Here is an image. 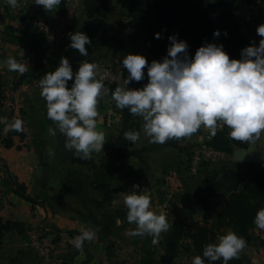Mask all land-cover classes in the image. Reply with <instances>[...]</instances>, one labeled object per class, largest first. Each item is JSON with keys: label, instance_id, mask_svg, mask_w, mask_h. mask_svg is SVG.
<instances>
[{"label": "crops", "instance_id": "crops-1", "mask_svg": "<svg viewBox=\"0 0 264 264\" xmlns=\"http://www.w3.org/2000/svg\"><path fill=\"white\" fill-rule=\"evenodd\" d=\"M72 1L77 15L64 42L46 63L39 53L37 66L36 54L27 44L38 42L41 36L27 20L54 19L67 3L62 0L56 9L46 13L43 6L29 0L22 16L14 19L0 0V61L8 56L21 61L27 58V73L36 69L14 93L17 80L27 73L0 67V264H44L33 245L40 238H58L53 244L55 250L62 257L70 256L74 247L69 241L82 227L95 229L97 235L85 242L82 252L75 250L70 264H166L169 258L183 253L178 240L184 224L199 223L216 210L219 212L225 199L248 182L255 165L237 162L232 155L220 152L201 164L197 175L190 174L189 159L199 144L213 136L211 130L202 126L191 138L164 144L150 143L142 134L132 144L123 139V132L139 129L142 120L126 109H117L110 94H105L98 105L97 127L106 134L104 151L94 152L90 159H80L64 148L62 135L57 132L55 137L50 136L48 127L54 125L47 118L38 81L59 65L62 56L69 58L74 69L84 59L97 61L101 67L118 65L128 53L143 54L149 62L154 59L149 43L129 24L126 0ZM74 31H84L92 39L88 57L66 47L70 43L68 33ZM143 82L147 83V79ZM21 111L25 112L26 137L16 138L15 146L7 149L3 140L11 130L8 124ZM242 143L259 145V141ZM10 175L25 185L32 198L46 196L51 207L23 198ZM134 183L146 187L154 211L165 212L172 224L155 244L151 236L125 234L136 225L127 221L120 194L129 191Z\"/></svg>", "mask_w": 264, "mask_h": 264}, {"label": "clouds", "instance_id": "clouds-1", "mask_svg": "<svg viewBox=\"0 0 264 264\" xmlns=\"http://www.w3.org/2000/svg\"><path fill=\"white\" fill-rule=\"evenodd\" d=\"M16 8L19 0H7ZM43 6L46 13L52 12L62 0H34ZM228 35L227 30L223 33ZM255 39L240 50L239 58L231 57L222 42L205 40L194 55L189 43L179 34L168 36L166 54L161 59H152L143 54L128 53L121 58L127 75L115 88H109L101 74L97 61L84 59L73 68L69 58L62 56L59 65L39 78L40 96L46 102L47 118L53 122L48 134L57 132L64 137V148L80 159H90L94 152L104 151L106 134L99 130L98 105L105 94H110L115 107L127 110L134 118L139 117V129L123 132V139L135 144L141 135L150 143L164 144L169 140L191 138L201 127L216 135L218 128L230 129L228 135L234 140L255 144L264 133V23L257 25ZM221 35L219 29L213 37ZM67 48L78 50L88 57L92 39L84 31L69 32ZM155 38H162L160 32ZM21 74L29 71L30 65L14 56L0 61V67ZM147 79L142 87H130L133 81ZM22 121L14 119L8 127L22 131ZM127 209V221L135 228L127 229L126 235L151 236L158 242L162 233L172 224L165 212L157 213L152 207V198L146 187L134 183L129 191L121 194ZM253 224L264 230V207L257 210ZM97 231L81 228L69 243L83 251L86 241L96 238ZM247 240L229 229L217 236L215 242L203 246L202 255L191 257V264H229L246 248Z\"/></svg>", "mask_w": 264, "mask_h": 264}, {"label": "trees", "instance_id": "trees-1", "mask_svg": "<svg viewBox=\"0 0 264 264\" xmlns=\"http://www.w3.org/2000/svg\"><path fill=\"white\" fill-rule=\"evenodd\" d=\"M127 17L129 24L144 37L149 43V51L154 59H161L166 54L169 44L168 36L178 33L179 38L186 40L190 45V51L194 55L196 49L207 41L222 42L225 50L231 57L239 58L240 50L250 43V38L241 30L237 16L231 11L218 13L216 6L210 0H126ZM219 29L221 35L213 37V32ZM228 35L225 36L224 30ZM160 32L162 38H155V33ZM27 46L38 55L41 49V39L38 42L30 41ZM39 62H40V57ZM21 120L22 131L11 128L7 137L3 140L5 148L15 146V139L23 140L26 137L24 119L25 112L21 111L16 118ZM229 129L217 131L216 135L207 142L208 146L220 152L232 155L236 148H242V141L234 140L229 135ZM10 184V180L7 179ZM16 191L33 204H42L51 207L48 198H32L24 184L16 181ZM264 207V165H255L251 171L250 179L240 191L230 194L224 201L218 221L228 220L227 225L240 234L248 233L251 229H257L253 224L254 217L259 208ZM194 224L195 231L191 234L192 245L197 255H202L203 246L209 242H215L212 229ZM259 230V229H258ZM264 233V230H260ZM70 235L76 232L68 231ZM58 240L55 239L54 242ZM72 255L67 264H70ZM221 264V261L215 262ZM229 264H241L239 260H230Z\"/></svg>", "mask_w": 264, "mask_h": 264}, {"label": "rangeland", "instance_id": "rangeland-1", "mask_svg": "<svg viewBox=\"0 0 264 264\" xmlns=\"http://www.w3.org/2000/svg\"><path fill=\"white\" fill-rule=\"evenodd\" d=\"M210 2L216 6L218 13H222L227 10L233 12L239 20L242 32L247 35L250 40L255 39L258 43L260 37L256 34V27L257 25L264 23V0H210ZM8 100L10 101V96L8 97ZM258 146L255 148L261 152L264 157V133H261ZM260 165H264V158ZM189 173L192 174L190 171ZM12 182L15 187H18L16 186V180H14L13 177ZM220 209L222 210V208ZM221 210L219 212L216 210L215 213L209 214L208 217H205L203 221L201 220L198 223L201 227L212 229L215 241L217 236L226 233L229 229L233 230L231 226L227 225V219L223 222L218 221V216ZM190 223L191 222H187L184 224L181 229L182 236L180 237V240H178V248L182 249V255L173 259L169 258L166 264H191V257L197 255L190 238L191 234L195 231V225H190ZM194 223L196 224L197 222ZM240 235L246 238L247 246L239 253L238 257L233 259L239 260L241 264H264V233L258 229H251L248 233ZM40 240L52 246L51 249L54 254H58L53 245L55 243L54 241H47L43 238H40ZM75 250V248L71 250L70 256H74L73 253ZM59 257L61 260L60 264H67L69 255L67 257L59 255Z\"/></svg>", "mask_w": 264, "mask_h": 264}, {"label": "built area", "instance_id": "built-area-1", "mask_svg": "<svg viewBox=\"0 0 264 264\" xmlns=\"http://www.w3.org/2000/svg\"><path fill=\"white\" fill-rule=\"evenodd\" d=\"M67 3V6L58 14L54 19H33L27 20L41 36V49L40 57L42 62H48L58 51L59 46L64 42L67 32L73 24V20L77 15L76 6L72 0H63ZM5 9L14 19H19L22 16L23 8L29 3V0H19V5L16 8H12L8 5L7 0H3ZM101 74H104V82L109 88H115L116 85L122 80L123 75H127L126 70L122 64L108 65L101 67ZM131 87V85H130ZM227 127L218 128L219 130L226 129ZM212 139V136L208 138V141ZM207 141V142H208ZM207 142L199 144V146L193 151L191 158L189 159V171L196 175L200 170L201 164H203L208 158L220 154V151L215 150L208 146ZM38 255L44 264H60L59 255H55L52 251V246L44 243L40 239L33 241Z\"/></svg>", "mask_w": 264, "mask_h": 264}, {"label": "water", "instance_id": "water-1", "mask_svg": "<svg viewBox=\"0 0 264 264\" xmlns=\"http://www.w3.org/2000/svg\"><path fill=\"white\" fill-rule=\"evenodd\" d=\"M36 65L38 66L39 58L38 55H36L35 58ZM36 73V69L30 73L22 75L16 82L14 86V93H17L20 85L22 84L23 80L28 75H34ZM143 84H145L143 81L137 83L133 81L132 85L136 87H142ZM233 159L237 162L251 164V165H260L263 162V154L259 152L254 146H244L242 148L235 149L233 154ZM10 179H12L10 175Z\"/></svg>", "mask_w": 264, "mask_h": 264}]
</instances>
